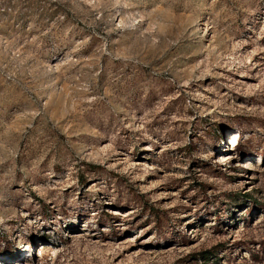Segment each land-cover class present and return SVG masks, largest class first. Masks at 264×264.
<instances>
[{"label":"rangeland","instance_id":"rangeland-1","mask_svg":"<svg viewBox=\"0 0 264 264\" xmlns=\"http://www.w3.org/2000/svg\"><path fill=\"white\" fill-rule=\"evenodd\" d=\"M0 264H264V0H0Z\"/></svg>","mask_w":264,"mask_h":264},{"label":"bare ground","instance_id":"bare-ground-1","mask_svg":"<svg viewBox=\"0 0 264 264\" xmlns=\"http://www.w3.org/2000/svg\"><path fill=\"white\" fill-rule=\"evenodd\" d=\"M235 142H236L235 140H232V144L230 146L231 149L235 148V146L237 145L238 142L237 143H235ZM228 158H229V156L227 154H221L219 156V162H223L224 160H227ZM129 214H130V211L127 212V213H123V216L128 217ZM132 240H133V238L128 239V241H132ZM41 254L42 253L40 252L39 255H38V257L39 256L41 257Z\"/></svg>","mask_w":264,"mask_h":264},{"label":"trees","instance_id":"trees-1","mask_svg":"<svg viewBox=\"0 0 264 264\" xmlns=\"http://www.w3.org/2000/svg\"><path fill=\"white\" fill-rule=\"evenodd\" d=\"M238 145H239V143H237V145H236V147H235V148H237V147H238ZM235 148H234V149H235Z\"/></svg>","mask_w":264,"mask_h":264}]
</instances>
